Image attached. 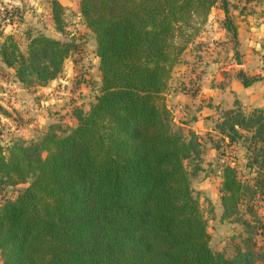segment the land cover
Returning a JSON list of instances; mask_svg holds the SVG:
<instances>
[{
	"label": "trees",
	"instance_id": "trees-1",
	"mask_svg": "<svg viewBox=\"0 0 264 264\" xmlns=\"http://www.w3.org/2000/svg\"><path fill=\"white\" fill-rule=\"evenodd\" d=\"M217 2L227 11V0H80L96 40L99 86L87 109L72 108L74 125L54 121L34 138L0 143V190L27 182L0 200L1 264L264 259L255 225L240 213L242 206L253 212L264 195V111L246 113L235 100L215 124L229 142L245 140L255 172L246 182L233 164H223L222 216H236L247 233L232 238V249L215 251L191 183L202 169V140L194 129L188 136L173 129L165 102L172 69ZM63 10L52 1L59 30ZM75 46L41 33L29 37L24 52L5 34L0 57L22 85L44 86L62 73ZM241 78L245 86L257 80Z\"/></svg>",
	"mask_w": 264,
	"mask_h": 264
},
{
	"label": "rangeland",
	"instance_id": "rangeland-1",
	"mask_svg": "<svg viewBox=\"0 0 264 264\" xmlns=\"http://www.w3.org/2000/svg\"><path fill=\"white\" fill-rule=\"evenodd\" d=\"M52 1L14 0L0 7V43L5 34H12L25 52L29 37L44 33L72 40L76 45L65 60L62 73L56 81L48 83V88L22 85L14 68L0 62V143L3 145L20 136L26 139L38 136L50 118L71 121L72 108H87L98 89L96 40L81 17L80 0H59L64 8L62 30L53 19ZM4 16L11 18L8 32H5ZM228 21L232 29L226 27ZM171 75L164 96L173 114V129L188 136L190 125L196 127L198 131L194 130L203 143L202 169L192 176L191 183L208 223L211 247L215 251L230 250L232 238L245 235L247 226L237 221L236 216H222V167L227 162L233 164L246 182L255 172L247 165L250 150L245 140L229 142L215 124L226 109L236 106L235 100L246 113L255 108L264 111V0H227V11L222 2H217L199 34L182 52ZM252 76L257 80L245 86L241 77ZM56 91L55 98L51 94L55 95ZM180 92L185 95L175 98ZM194 109L206 119L202 128L196 122L187 123L189 112ZM26 185L27 182H22L0 190V200L15 195ZM263 196L259 194L255 199L253 212L246 206L240 209L241 217L255 225L253 230L257 233L253 235L261 251H264ZM256 264H264V259Z\"/></svg>",
	"mask_w": 264,
	"mask_h": 264
},
{
	"label": "crops",
	"instance_id": "crops-1",
	"mask_svg": "<svg viewBox=\"0 0 264 264\" xmlns=\"http://www.w3.org/2000/svg\"><path fill=\"white\" fill-rule=\"evenodd\" d=\"M12 1H14V0H0V7H6V6H8L9 5V3L8 2H12ZM7 4V5H6ZM6 28H5V32H8L9 31V29L8 28H11L12 27V24H7L6 26H5ZM0 62L2 63V64H4V62L1 60V58H0ZM57 80V78L56 79H54V80H52V81H50V83L49 84H51L53 81H56ZM49 84H47V85H44V86H40V87H44V88H48V85ZM57 91L55 92V95H52L51 94V96H53V97H55L57 94ZM181 93V92H180ZM182 95H185L184 93H181V94H178V95H176L177 97H175V98H179L180 96H182ZM57 97V96H56ZM55 97V98H56ZM170 97V96H169ZM174 96L172 95L171 96V98H173ZM93 98V97H92ZM93 99H91V101H92ZM173 100H175V99H173ZM172 100V101H173ZM90 101V102H91ZM195 101V100H194ZM196 102V101H195ZM89 107V106H88ZM87 107V108H88ZM193 107H195V106H193ZM87 108H85V109H87ZM40 110H42V109H40ZM189 110V109H188ZM190 113V118H188V121H187V123H192V122H196L197 123V127H199V128H202L203 126H204V124L206 123L205 122V118H204V115H199L200 114V112L199 111H196L195 109L193 110V111H190L189 112ZM70 117L72 118L71 119V121H67L65 118H63V119H53V118H50L51 120L50 121H45V127H46V125L48 124V123H50V122H54V121H59V120H61V121H66V122H69V123H71L72 125H74L75 123H76V118L73 116V114H72V111L70 112ZM200 125V126H199ZM196 126V125H195ZM190 127H191V129H195L196 127H193V126H191L190 125ZM45 129V128H44ZM196 130V129H195ZM196 131H198V130H196Z\"/></svg>",
	"mask_w": 264,
	"mask_h": 264
},
{
	"label": "built area",
	"instance_id": "built-area-1",
	"mask_svg": "<svg viewBox=\"0 0 264 264\" xmlns=\"http://www.w3.org/2000/svg\"><path fill=\"white\" fill-rule=\"evenodd\" d=\"M5 17V21L7 22V24H11V22H10V17L9 16H4Z\"/></svg>",
	"mask_w": 264,
	"mask_h": 264
}]
</instances>
